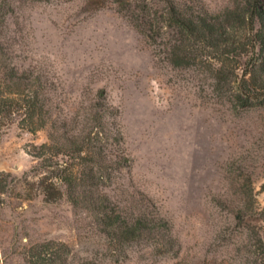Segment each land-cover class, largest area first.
<instances>
[{
  "label": "rangeland",
  "instance_id": "374dc122",
  "mask_svg": "<svg viewBox=\"0 0 264 264\" xmlns=\"http://www.w3.org/2000/svg\"><path fill=\"white\" fill-rule=\"evenodd\" d=\"M87 1L27 8L29 46L55 74L65 112L106 89L121 112L132 185L170 219L176 247L156 239L115 245L67 199L46 202L24 174L35 164L27 147L45 142L47 132L12 128L0 140V175H7L0 193V264H33V249L50 243L55 252V241L67 244L76 262L248 264L257 249L247 240L248 227L256 226L264 240V220L242 223L225 201L241 203V186L253 171L257 207L264 208V109L235 111L219 102L196 71L174 69L126 18L112 8L89 9ZM205 2L217 11L232 0ZM241 166L248 176L241 177Z\"/></svg>",
  "mask_w": 264,
  "mask_h": 264
},
{
  "label": "trees",
  "instance_id": "16d2710c",
  "mask_svg": "<svg viewBox=\"0 0 264 264\" xmlns=\"http://www.w3.org/2000/svg\"><path fill=\"white\" fill-rule=\"evenodd\" d=\"M45 1L50 0H0V140L12 128L33 135L46 131L45 142L27 147L35 164L24 174L46 202L67 199L90 214L115 245L156 239L174 250L172 222L132 185L121 112L106 89L96 90L87 106L65 112L55 74L33 56L26 9ZM86 6L114 9L162 61L196 71L219 102L235 111L264 109V0H232L217 11L205 0H88ZM238 170L241 177L249 175L241 203L232 207L227 198L225 206L242 223L261 222L264 208L257 207L253 171ZM6 176L0 175V193ZM247 240L259 250H252L248 264H264V240L256 226L248 227ZM51 245L33 249L32 263L101 264L76 262L67 244L55 241V252Z\"/></svg>",
  "mask_w": 264,
  "mask_h": 264
}]
</instances>
